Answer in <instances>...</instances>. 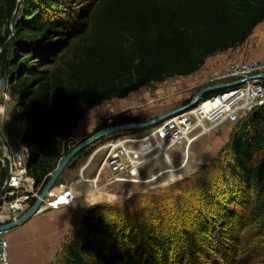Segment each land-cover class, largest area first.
<instances>
[{
    "label": "trees",
    "instance_id": "trees-1",
    "mask_svg": "<svg viewBox=\"0 0 264 264\" xmlns=\"http://www.w3.org/2000/svg\"><path fill=\"white\" fill-rule=\"evenodd\" d=\"M262 21L264 0H0V28L5 32L0 47L12 27L16 33L0 53V71L14 80L16 92L30 93L22 97L29 120L26 137L35 143L28 166L42 184L40 192L59 160L84 141L74 140L72 133L88 110L151 83L191 75L210 55L243 44ZM82 24L87 31L81 33ZM75 31L85 35L74 42L72 56L55 70L37 73L30 57L36 53L52 63L61 35ZM20 48L33 50L19 59ZM27 62L32 77L22 76ZM33 83L36 87L30 89ZM226 89L208 91L203 98ZM51 118L53 134L43 139ZM145 120L125 111L114 113L102 118L87 138L111 126ZM207 169L195 178L193 189L186 188L189 196L181 193L174 202L179 208L163 194L135 208L132 200L117 206L94 204L84 215L83 229L64 245L65 263L193 264L171 235L178 227L189 231L196 226L198 221L184 226L188 210L218 218L215 207L235 214L241 207L253 217H264V105L236 122L230 140Z\"/></svg>",
    "mask_w": 264,
    "mask_h": 264
},
{
    "label": "rangeland",
    "instance_id": "rangeland-1",
    "mask_svg": "<svg viewBox=\"0 0 264 264\" xmlns=\"http://www.w3.org/2000/svg\"><path fill=\"white\" fill-rule=\"evenodd\" d=\"M84 18L86 19V16ZM11 29L12 33L7 42L0 47V53L4 46L9 45L16 37L14 28L12 27ZM80 29L81 33L83 30L87 31V25L82 24ZM4 33V27L0 28V38ZM81 33L79 34V32L75 31V34H71L70 36L60 33L63 34V36L61 35L62 42H59L55 47V61L53 59L52 63L41 61L40 56L36 55V53L28 61L35 64L33 68L37 73L55 70L57 65L62 64L65 59L67 60L72 56L75 46L74 42H79L81 37L85 35H81ZM56 38H60V36L55 35L54 39ZM31 50L33 49L20 48L18 58L26 56ZM210 70L212 69H203V73L196 72L186 76H174L162 82L151 83L138 91L132 92L122 100L119 98L105 100L100 105L86 112L83 119L79 121L78 126L73 130L72 138L78 142L83 139L86 140L88 134L102 118L114 113L125 111L148 120L185 105L184 101L186 99H193L200 88L208 85L209 82L204 79H207L206 73ZM21 72L23 73L22 76L32 77L34 74L28 62L23 63ZM13 84L14 80L10 76L5 78L0 71V145L6 143L14 150H22L25 155V161L29 162V157L26 156V149L33 152L35 150V143L26 137L29 120L24 107L25 103H22V97L25 98L30 93L28 91L22 96L13 89ZM36 84L33 83L30 89H34ZM53 122L55 120L53 121V118H51L50 123L43 127V131L45 130V134L42 136L43 139L53 134ZM235 125L236 122H226L198 138L190 145L188 150L184 143L174 146L169 151L170 159H167L164 155H160L141 170L142 177L148 179L147 182H115L113 184H104L107 175L104 172L98 181L100 189L94 191L92 184L79 180V169L100 140H109L111 137L116 136L117 133L107 135L88 145L85 152L77 154L72 158L59 177L56 186L60 183H72L80 194L77 204L72 207L84 214L97 203L117 206L130 203L132 200L131 207L135 208L140 203L152 202L154 200L153 197L160 194L169 197L168 203H176L178 197L182 196L181 193L186 195L185 198L189 196V191H185L186 188H194L196 185L195 178L208 170L209 162L230 140ZM103 154L99 152L94 156L93 162L84 172L86 176L93 177L96 174L98 167L103 161ZM1 162L0 210H3L4 214L8 217H11L8 220L10 221L13 220V212L8 208H4V201L1 198L4 194L2 185L8 175V171L4 162L2 160ZM172 164L174 165L173 168L177 169L176 171L168 170L170 168L173 169ZM178 166L183 167L179 169L177 168ZM164 170L168 171H165L162 175H157L158 177L155 180L149 181L153 178V175ZM74 183H77L83 189L79 190ZM95 199L96 201L91 203ZM175 203L173 205L176 206ZM176 207L179 208V206ZM208 207L212 208L209 205ZM180 208L183 209L182 205H180ZM236 210L235 214L231 211H221L215 207L213 213H218V218H214V214H208L209 216L205 217V213L202 216H197V212L188 210L184 226L186 227V224H188L187 227L189 228L191 223H193L192 221L195 222L194 224L197 221L198 223L196 226L193 225L194 228L189 231H179L181 227L176 228V230L173 229L171 232V235L174 236V238L172 237V243H181V250L183 249L192 258L193 264H264V217H253L241 207H238ZM42 214H33V217L35 215L39 216L37 217L39 221L32 225H27L26 222V225L22 227L23 231H21L19 241L16 243L17 248L14 247L16 252L15 264H35L33 261L36 259L40 260L41 258L44 259V264H66L64 260L66 255L64 245L74 232L69 234L60 233L59 239L54 242V246L53 244L51 245L52 231L49 230V227H53L58 232H60V228L53 226L48 219L42 218ZM180 224L177 221V225L180 226ZM20 226L22 225L20 224L11 228L9 234L16 228H20ZM35 227L36 229H34ZM34 258L36 259L34 260ZM8 264H11L10 250Z\"/></svg>",
    "mask_w": 264,
    "mask_h": 264
},
{
    "label": "built area",
    "instance_id": "built-area-1",
    "mask_svg": "<svg viewBox=\"0 0 264 264\" xmlns=\"http://www.w3.org/2000/svg\"><path fill=\"white\" fill-rule=\"evenodd\" d=\"M263 73L264 60L258 59L234 60L222 69H213L207 75L206 80L209 82L207 86L223 83H235V85L207 98L202 97L190 108L155 127L140 132L127 129L109 140L98 141L97 146L79 169V180L92 184L94 191L100 189L98 181L104 172L107 173L104 184L147 182L148 179L142 177L141 170L160 155L170 159L169 151L174 146L184 143L188 150L190 145L201 136L226 122L235 123L254 107L264 105ZM99 152L104 153L103 161L96 174L88 177L84 172ZM30 155V150L26 149V156L29 159ZM24 156L20 149L14 150L6 143L0 145V160L4 162L8 171L2 185L4 194L1 198L4 201V208L13 212V220L32 207L35 203L33 200L39 197L42 186L30 174L28 162L25 161ZM165 171L156 175H162ZM79 196L78 190L72 183H60L51 189L34 214L76 205ZM95 201L96 199L91 203ZM9 218L11 217L0 210V224L9 222ZM9 232L10 229L0 230V264H8Z\"/></svg>",
    "mask_w": 264,
    "mask_h": 264
},
{
    "label": "crops",
    "instance_id": "crops-1",
    "mask_svg": "<svg viewBox=\"0 0 264 264\" xmlns=\"http://www.w3.org/2000/svg\"><path fill=\"white\" fill-rule=\"evenodd\" d=\"M247 59L264 60V21L259 23L254 28L250 36L243 44L210 55L209 57L206 58L204 65L196 72L203 73L202 71L203 69H212V70L222 69L234 60H247ZM212 70L207 72L206 75H208ZM204 80H206V78ZM156 177L157 175H155L154 178ZM75 185L77 188H79V190L83 189L77 183ZM84 215H85L84 213H80L76 211L75 208L72 206H65L58 210H49L43 213L42 218L44 217L45 219H48V221H50V223L53 226L60 228L59 229L60 232H58L55 231L53 227L52 228L49 227V230L52 231L51 233L52 238L50 242L51 245L53 244L54 246L55 244L54 242L59 239L60 233L63 232L65 234H69L71 232H75L77 230L83 229ZM37 217L39 216L38 215H35L34 217L31 216L26 221L27 225H32L35 224L37 221H39L37 220ZM26 222L22 223L21 224L22 226H20V228H16L8 235L11 264H15L14 260H15L16 252L14 247L17 248L16 243L19 241L21 231H23L22 227L26 225L25 224ZM34 229H36V227ZM35 259L36 258H34V260ZM33 263L44 264V259L43 258H41L40 260L36 259L35 261H33Z\"/></svg>",
    "mask_w": 264,
    "mask_h": 264
},
{
    "label": "water",
    "instance_id": "water-1",
    "mask_svg": "<svg viewBox=\"0 0 264 264\" xmlns=\"http://www.w3.org/2000/svg\"><path fill=\"white\" fill-rule=\"evenodd\" d=\"M262 76L264 77V73L262 74ZM233 85H235V83H223V84H215V85H211V86H206V87L202 88L201 90H199L197 92V94L194 96V98L189 103L182 105V106H180V107H178L172 111L166 112L164 114H161L159 116H156L154 118H151V119H148L145 121H141V122H129V123L122 124V125L111 126L109 128H106V129L94 134L93 136L87 138L86 140H84L83 142L78 144L76 147H74L72 150H70L67 154H65L61 158V160L57 164L56 168L50 173V178H49L48 182L46 183V185L44 186V188L40 192L39 197L36 199V201L32 205V207L29 208L25 213H23L18 218L11 220L9 222H6V223H1L0 224V230L14 228V227L26 222L31 216H33V214L38 209V207L43 203V199L51 191V189L54 188L59 177L61 176L62 172L67 167V165L70 163L72 158H74L78 154V152H80L83 148L94 143L95 141H97L100 138H103V137L110 135V134H113V133H118L122 130H127V129L146 130V129L155 127L158 124L165 121L166 119H168V118L190 108L191 106H193L195 103H197L204 96V94L206 92L213 91L215 89L229 88V87H232Z\"/></svg>",
    "mask_w": 264,
    "mask_h": 264
},
{
    "label": "bare ground",
    "instance_id": "bare-ground-1",
    "mask_svg": "<svg viewBox=\"0 0 264 264\" xmlns=\"http://www.w3.org/2000/svg\"><path fill=\"white\" fill-rule=\"evenodd\" d=\"M187 151V150H186ZM177 169H175V168H173V169H171L170 171H176ZM168 171V170H167ZM155 177V176H154ZM151 178L149 181H152V180H155V178ZM157 178V177H156ZM55 191V190H54Z\"/></svg>",
    "mask_w": 264,
    "mask_h": 264
}]
</instances>
